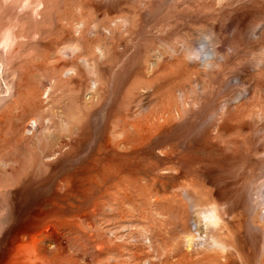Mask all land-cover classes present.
<instances>
[{"label":"rangeland","instance_id":"obj_1","mask_svg":"<svg viewBox=\"0 0 264 264\" xmlns=\"http://www.w3.org/2000/svg\"><path fill=\"white\" fill-rule=\"evenodd\" d=\"M111 1L0 0V167L12 168L1 175L0 189L28 187L31 177L45 179L51 172L47 163L56 158H44L49 148L42 146L34 117L39 123L52 119V132L60 137L55 165L62 168L54 177H82L79 170L102 136L118 142L130 124L169 111L168 126H154L145 140L129 135V146H120L106 163L101 193L108 209L100 224L109 241L101 264L122 262L137 251L142 227L167 231L185 219L183 203L180 213L168 203L171 186L186 180L172 170V157L195 158L202 171L239 142L252 152L264 144L258 130L264 127V0H123L116 11L98 6ZM100 51L106 83L97 95L57 77L61 59L82 56L98 64ZM223 101L232 107L228 118L220 112ZM26 126L33 131L24 137ZM74 139L81 143L65 156ZM137 145L143 147L135 153ZM246 163L254 169L244 187L249 203L251 189L264 183V164ZM241 165L233 177L241 175ZM200 189L211 192L214 186L201 182ZM0 196L5 225L8 202Z\"/></svg>","mask_w":264,"mask_h":264},{"label":"bare ground","instance_id":"obj_2","mask_svg":"<svg viewBox=\"0 0 264 264\" xmlns=\"http://www.w3.org/2000/svg\"><path fill=\"white\" fill-rule=\"evenodd\" d=\"M122 1L112 0L108 5L102 2L98 6L116 11ZM121 22L127 26L126 20ZM90 30H95V26H91ZM79 32L82 34L84 31ZM104 58L105 54L100 51L96 57L98 64L89 63L82 56H76L71 61L61 59L62 62L57 65L61 69L57 77L72 80L81 90L95 96L106 83L99 72ZM206 65L214 69L216 63L208 61ZM230 108L231 105L223 101L220 107L222 118L228 116ZM168 112L130 124L132 133L127 132L118 142L113 143L108 135L102 136V142L86 156L88 164L79 170L82 177L57 178L53 174L62 166L55 163L62 152L56 150L60 137L52 132L54 121L45 119L47 123H39L34 117V129H42V146L49 148V154L44 158L56 159L47 163L51 172L46 174L45 179L31 177L28 187L18 185L0 189V194L6 196L8 202L6 224L0 223V264H101L109 241L100 224V217L108 209L101 193L105 187L106 163L117 154L120 146L127 147L129 135L145 140L150 137L149 132L154 126H168L171 121ZM178 117L185 119L187 115L180 113ZM258 130L264 137V127ZM29 131L33 128L26 126L23 136L30 135ZM74 133H77L76 130ZM80 143L74 139L65 156L74 154ZM137 146L133 149L135 153L143 147ZM254 152L262 157L256 158ZM254 152L239 142L230 154L222 151L223 158L202 171L195 165L198 161L195 158H170L177 178L184 177L186 180L171 186L168 203L172 213L180 208L178 203H183L185 219L171 228L167 227V231L162 225L142 227L137 232L142 242L134 245L140 252L135 250L126 260L116 261V264H264V200L259 199L264 183L251 189L254 198L249 203H246L244 190L254 173L252 166H247L246 162L249 159L262 166L264 144H257ZM240 164L243 166L241 175L233 177L235 167ZM11 169L10 164L4 163L0 167V178ZM130 170L135 171V167ZM201 182L211 183L214 189L211 192L199 190Z\"/></svg>","mask_w":264,"mask_h":264}]
</instances>
